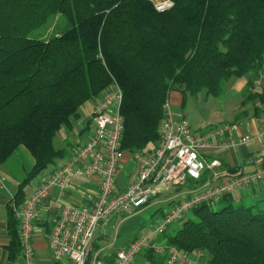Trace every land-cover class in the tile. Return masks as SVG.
<instances>
[{"label": "trees", "instance_id": "trees-1", "mask_svg": "<svg viewBox=\"0 0 264 264\" xmlns=\"http://www.w3.org/2000/svg\"><path fill=\"white\" fill-rule=\"evenodd\" d=\"M171 1L172 8L159 12L148 0H0V165L22 146L35 161L17 204L26 185L66 158L54 146L57 134L113 82L123 93L126 156L156 147L173 92L184 100L201 92L218 97L230 78L254 73L259 79L248 83L245 101L262 115L257 103L264 104V0ZM58 17L69 25L49 38L44 32L30 37L43 27L50 31ZM256 81L262 87L253 93ZM203 183L190 181L189 189ZM262 203L225 195L191 210L156 243L197 261L202 252L203 264H264ZM8 233L14 260L21 243L12 208ZM99 252L95 243L92 257ZM166 257L151 249L143 254L145 264H166Z\"/></svg>", "mask_w": 264, "mask_h": 264}, {"label": "built area", "instance_id": "built-area-1", "mask_svg": "<svg viewBox=\"0 0 264 264\" xmlns=\"http://www.w3.org/2000/svg\"><path fill=\"white\" fill-rule=\"evenodd\" d=\"M157 11L173 7L171 0H148ZM262 82H255L253 93L261 91ZM123 93L113 82L96 103L92 115L94 133L91 139L56 168L35 191L25 200L22 207L15 209L19 223L21 256L24 264H35L33 232L43 202L55 189L61 204L60 216L47 244L54 261L67 264H135L137 257L147 250L157 255L166 254V264H184L187 255L175 248L156 243L158 236L169 226L182 221L194 208L214 205L225 195L251 189L264 184V153L256 158L251 171L244 169L236 172L215 171L220 162L208 163L204 156L216 144L217 148L234 151L240 145H248L256 139L243 136L236 140L233 133L237 125L225 124L208 128L197 133L185 122H177L167 103L165 117L159 128V141L148 153L126 156L121 149L124 120L120 113ZM264 116V104L257 103ZM263 138V135L261 136ZM134 163L135 171L128 179L126 188L118 186V172L123 161ZM85 177L97 182V193L75 192V178ZM203 185L189 189L190 181ZM183 188V196L173 206L164 221L154 230L137 237L125 249L118 251L108 262L101 260L97 253L92 257L98 240L99 228L107 225L118 214L131 215L160 195H167L170 188ZM73 194L79 204L63 199ZM73 197V198H74ZM199 252L197 259L203 258Z\"/></svg>", "mask_w": 264, "mask_h": 264}, {"label": "crops", "instance_id": "crops-1", "mask_svg": "<svg viewBox=\"0 0 264 264\" xmlns=\"http://www.w3.org/2000/svg\"><path fill=\"white\" fill-rule=\"evenodd\" d=\"M262 81L264 84V78L262 79ZM245 85H247L248 87V82L246 83L245 80L240 81L236 85V88L244 91ZM97 102L98 101L96 100L83 105L78 112V117L73 122V126L64 127L57 134L54 141V146L58 145V150H65L67 152L66 158L59 161L56 165L49 167L46 170L48 171L46 175L36 178L38 181L35 182L34 185L31 184L35 179L28 185H26L24 188V197L20 204H17L15 197L18 194L20 185L24 183L27 175L32 171L34 167V158L30 154V152L22 146L18 148L4 164L0 165V264H24L21 254L14 260L9 259V210L10 208H12L15 213V209L22 207L25 200L35 191V189L42 183V181H44L46 177L50 173H52V171L64 165L68 158L75 154L81 146H83L91 139L94 133L92 115L94 113ZM246 116V127L242 128V125L236 123L232 124L238 126V130L233 133V137L234 139L238 140L243 136L251 135L256 139L254 140V142L248 145L238 146L234 151H227L217 148L216 144H214L213 148L204 153V159H206L208 163L220 162V168L218 167V169H216L215 171L218 170L220 172H236L241 169L251 171L254 166L253 161L264 153V116H256L254 114V111L251 115L247 113ZM207 127L211 128L212 125H207L204 129H200L201 132L206 131ZM262 135L263 138H261ZM134 171V163L129 159H125L123 161L122 168L118 172L117 183L121 190L126 188L127 181L133 175ZM73 187L75 192L79 191L87 194L97 193V182L94 179H88L85 177L75 178L73 181ZM234 195L236 199L245 203H247V201L254 203L258 200H264V184H259L251 189L236 192L234 193ZM73 197L74 196L71 193L66 194L63 199L73 204H79V202L75 199L76 197ZM60 210L61 204L59 202L58 192L57 190L52 189L49 198L43 202V205L40 208L38 220L35 223L33 232L35 264H67L66 262H55L47 244V236L50 234L55 223L58 221ZM107 226L108 225L101 226L100 228L102 229ZM98 238L99 240L102 239L101 232L99 233ZM103 240L106 241L107 239L103 238ZM96 243L100 244V242ZM100 251L105 252V254L101 253V256L106 257L107 259H113V256L110 254L108 249H103L101 244Z\"/></svg>", "mask_w": 264, "mask_h": 264}, {"label": "rangeland", "instance_id": "rangeland-1", "mask_svg": "<svg viewBox=\"0 0 264 264\" xmlns=\"http://www.w3.org/2000/svg\"><path fill=\"white\" fill-rule=\"evenodd\" d=\"M55 24L56 26L54 25L50 28V31L47 30V27H43L33 32L30 37L39 38L41 36H38V34L44 32L45 37L49 38L62 29L64 25H69L66 20L59 17L56 19ZM258 79L259 78L255 77L254 73H250L242 78L232 77L225 83L223 93L218 97L201 92L195 96L187 94L184 100L180 93L173 92L168 99L169 110L175 121L185 122L191 130L195 132L199 131L197 133H201V130L207 125H212L211 128H213L221 124L236 123L242 125V128L246 127V114L248 113L251 115L253 113L254 104L253 102H246L244 100L247 96V85H245L244 91L237 89L236 85L240 81L245 80L246 83H249ZM206 129H208V127ZM55 147L57 149L59 148L58 145H55ZM47 172L48 171H44L37 178L46 175ZM37 181L38 180L35 179L31 185H34ZM183 192L172 187L167 195L158 196L153 199L147 207L131 215H116L110 220L107 227L100 228L99 231L102 234V239L99 240L98 238L97 242H100L103 249H108L112 256L115 255L117 249H125L131 241L141 236L146 231L157 228L171 212L175 203L185 196ZM247 203L251 204L250 201H247ZM261 206L264 207V203H262ZM217 208L218 205L214 206V209ZM103 238L107 240L104 241ZM145 252L146 251L137 257L135 264H145L143 258ZM101 253L105 254L104 251H100L99 254ZM201 259L198 261L186 259L184 264H203L204 261L201 262ZM196 261L197 263H195Z\"/></svg>", "mask_w": 264, "mask_h": 264}]
</instances>
